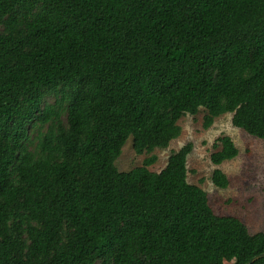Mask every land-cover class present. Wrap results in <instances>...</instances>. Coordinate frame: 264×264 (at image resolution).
<instances>
[{"label":"trees","instance_id":"obj_1","mask_svg":"<svg viewBox=\"0 0 264 264\" xmlns=\"http://www.w3.org/2000/svg\"><path fill=\"white\" fill-rule=\"evenodd\" d=\"M0 26V264L264 254V232L187 183L191 143L159 172L114 164L129 137L137 154L166 148L200 108L204 128L229 113L264 140V0H0ZM218 141L215 165L237 154Z\"/></svg>","mask_w":264,"mask_h":264},{"label":"rangeland","instance_id":"obj_2","mask_svg":"<svg viewBox=\"0 0 264 264\" xmlns=\"http://www.w3.org/2000/svg\"><path fill=\"white\" fill-rule=\"evenodd\" d=\"M52 100V96H47L44 101ZM204 114L205 109L200 108L195 115L184 114L180 117L177 122L180 133L166 148L137 154L129 137L114 161L117 170L129 171L154 157V162L146 168L159 172L172 152L191 143L192 148L186 158L187 183L198 186L206 193L208 205L214 214L239 219L250 234L264 232V140L235 127L229 113L215 117L212 124L204 128ZM222 136L232 140L237 154L215 165L210 155L220 149L218 138ZM215 169H219L227 178L226 188H219L211 181Z\"/></svg>","mask_w":264,"mask_h":264},{"label":"water","instance_id":"obj_3","mask_svg":"<svg viewBox=\"0 0 264 264\" xmlns=\"http://www.w3.org/2000/svg\"><path fill=\"white\" fill-rule=\"evenodd\" d=\"M261 257H264V254H260V255L253 257L252 259H250V261L247 264H250Z\"/></svg>","mask_w":264,"mask_h":264}]
</instances>
